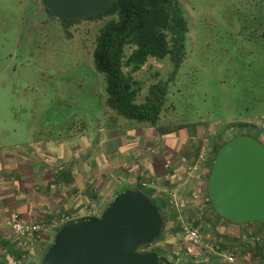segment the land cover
I'll return each mask as SVG.
<instances>
[{
    "label": "crops",
    "instance_id": "obj_1",
    "mask_svg": "<svg viewBox=\"0 0 264 264\" xmlns=\"http://www.w3.org/2000/svg\"><path fill=\"white\" fill-rule=\"evenodd\" d=\"M42 7L46 10L45 4ZM105 110L106 120L97 118L95 122L90 117L91 123L87 121L82 127L70 124L69 118L58 129L54 121L42 126V119L35 117L21 120L22 130L11 127L8 142H0V220L15 214L39 225L60 222L72 214L89 219L92 210L102 214L120 192L141 186L158 201L162 198L170 204L164 211L168 222L161 245L168 264H175L171 259L183 248L180 235L185 222L196 227L202 223L203 228L208 224L215 234L202 230V251L189 254L183 264H227L223 257L227 252L235 254V264H264V222H226L207 202L213 145L234 136L236 130L218 135L209 147L205 143L210 129L204 122L171 124L163 120V111L158 124L152 126L126 120L107 106ZM204 145L208 157L191 175L187 167L198 161ZM168 193L174 194L173 200ZM174 219L179 221L180 231ZM55 231L50 228L39 234L31 248L24 250L20 237L10 227L0 225V264H38ZM209 237L215 240L212 247ZM258 237L261 241L253 242ZM218 243L226 250L223 254Z\"/></svg>",
    "mask_w": 264,
    "mask_h": 264
},
{
    "label": "rangeland",
    "instance_id": "obj_2",
    "mask_svg": "<svg viewBox=\"0 0 264 264\" xmlns=\"http://www.w3.org/2000/svg\"><path fill=\"white\" fill-rule=\"evenodd\" d=\"M178 1L190 26L188 59L171 85L163 120L204 122L210 147L218 135L242 131H227L233 124L264 116V0ZM43 4L0 0L1 143L29 117L42 119V126L54 121L57 129L67 118L76 127L91 123L90 117L107 119L105 80L92 58L107 18L67 23ZM149 64L137 74L143 83L138 101L152 83L172 75L169 59ZM209 238L212 247L215 240Z\"/></svg>",
    "mask_w": 264,
    "mask_h": 264
},
{
    "label": "water",
    "instance_id": "obj_3",
    "mask_svg": "<svg viewBox=\"0 0 264 264\" xmlns=\"http://www.w3.org/2000/svg\"><path fill=\"white\" fill-rule=\"evenodd\" d=\"M61 20L90 17L117 0H45ZM207 191L215 213L232 224L264 222V145L243 134L216 154ZM164 220L139 189L117 194L99 218L62 226L38 264H160L155 251L138 249L156 241Z\"/></svg>",
    "mask_w": 264,
    "mask_h": 264
},
{
    "label": "trees",
    "instance_id": "obj_4",
    "mask_svg": "<svg viewBox=\"0 0 264 264\" xmlns=\"http://www.w3.org/2000/svg\"><path fill=\"white\" fill-rule=\"evenodd\" d=\"M43 2L46 10L55 16L46 1L43 0ZM103 18L107 19L100 26L96 35L92 58L95 70L105 80L106 106L126 120L136 124L156 126L165 110L167 95L170 93L174 78L187 56V36L190 26L182 6L178 0H117L110 9L103 13L63 21L74 24L81 20ZM150 58L169 59L173 68L172 75L167 80L159 79L152 83L144 100L138 101V96L143 92V83L141 79L137 78L136 73L142 70ZM238 127L242 131H235L234 136L224 141L221 138V141H217L213 145L208 178L219 149L234 137L246 134L264 145V132L261 128L254 124L238 123L233 124V127H229L227 131ZM137 189L144 192L153 201L164 220L161 236L153 243L140 247L138 250L141 252L164 240L168 222L164 211L169 208L170 204L162 198L161 202L158 201L141 186ZM207 202L215 213L208 192ZM174 221L178 224L177 230L180 231L179 221L177 219ZM201 224L198 225L201 230L210 231L211 235L215 234L211 232L212 228H209L208 224H205L207 228H203ZM180 239L183 240V235H180ZM162 248H156L153 251L159 254L160 264H166L168 261L161 251ZM217 249L222 254L226 252L219 243ZM193 253H197V251Z\"/></svg>",
    "mask_w": 264,
    "mask_h": 264
},
{
    "label": "built area",
    "instance_id": "obj_5",
    "mask_svg": "<svg viewBox=\"0 0 264 264\" xmlns=\"http://www.w3.org/2000/svg\"><path fill=\"white\" fill-rule=\"evenodd\" d=\"M259 119H263V120H260V122L256 121ZM259 119L248 121L246 123L254 124L257 127L261 128L264 132V118H259ZM207 157H208V148L206 147V145H204L201 147L198 161L193 166L187 167L188 172L191 175H193L195 171L199 170L200 164H203L206 161ZM142 186L147 187V188H152L151 187L152 185L149 183H142ZM167 196L171 200L174 199V194L172 193H168ZM101 215L102 214L101 212H99L98 209H94L88 214L87 218H99ZM81 219H85V218L80 217L79 214H72L70 216L63 218L62 221L60 222H54L53 224L39 225L38 223L26 221L23 218L19 217L17 214H15L11 217H6V218L1 219L0 225L10 227L20 237V243H21L22 248L24 250H28L31 248L32 243L37 241V239L39 238L38 237L39 234L44 233L50 228L58 230L59 228H61L62 226L66 224H69V223H72V222H75ZM181 232L183 235V242H182L183 246L182 247L188 249V251L186 252L184 251L185 253L184 252L181 253L180 251L181 250L183 251L184 249L183 248L179 249L180 251L176 253V258L171 259V262L174 261L175 264H183L184 258H188L189 253H191L190 250L191 249L197 250V249L202 248L205 242V237L202 233L201 228L194 226V223H187V222L182 223ZM259 241H261V238L259 237L253 239V242H259ZM162 243H163L162 241H159L141 252L153 251L156 248H160ZM223 257L228 264H235L236 262V256L234 253H231V252L224 253ZM166 264H168V262Z\"/></svg>",
    "mask_w": 264,
    "mask_h": 264
}]
</instances>
